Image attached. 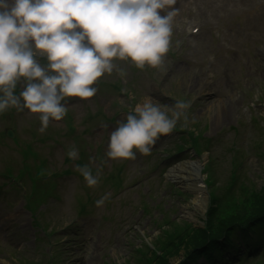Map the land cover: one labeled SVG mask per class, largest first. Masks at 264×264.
<instances>
[{
  "label": "rangeland",
  "instance_id": "obj_1",
  "mask_svg": "<svg viewBox=\"0 0 264 264\" xmlns=\"http://www.w3.org/2000/svg\"><path fill=\"white\" fill-rule=\"evenodd\" d=\"M237 2L177 0L173 44L162 67L141 70L118 62L126 71L124 77L113 72L98 78L104 87H96L86 102L66 98L65 106L73 107L70 114L83 139L68 140L62 122L49 123L41 133L40 122L29 111L0 115V264H115L114 253L121 264H205L199 256L202 251L192 255L202 243L201 230L211 236L264 206V1L249 7ZM179 99L190 102V123L182 126L178 121L174 129L179 132L165 139L163 146L175 151L183 145L186 151L179 165L198 164L202 208H193V194L169 180L170 169L155 171L147 162L127 171L125 191L111 192L105 209L95 207L94 220L76 217V212L91 207V199L74 200L61 182L56 187L60 178L53 170L35 165L36 161L14 168L24 148L2 136L6 129L13 130L20 144L36 147L38 159L45 157L51 167L59 168L63 157L56 149L57 140L65 143V139V144L91 159L100 151L106 157V137L98 134L104 129L99 112L120 119L145 101L171 107ZM221 100L222 106H231L224 119L208 109ZM187 132L196 136L195 153L177 139L187 137ZM204 139L211 140L208 149ZM68 166L75 167L73 161ZM9 169L10 177L24 176L21 181L12 179L16 185L20 181L18 191L4 178ZM40 190H55L54 197L46 198ZM29 192L33 206L43 202L39 209L28 207ZM38 220L45 237L36 229ZM253 257L255 261L245 264H264L259 251Z\"/></svg>",
  "mask_w": 264,
  "mask_h": 264
},
{
  "label": "clouds",
  "instance_id": "obj_2",
  "mask_svg": "<svg viewBox=\"0 0 264 264\" xmlns=\"http://www.w3.org/2000/svg\"><path fill=\"white\" fill-rule=\"evenodd\" d=\"M177 0H0V115L9 109L39 114L43 133L50 121H61L66 98L93 97L98 78L137 69L159 68L173 44ZM179 46L180 41H176ZM190 102L171 107L151 100L137 104L108 133L110 160L149 155L178 121L190 123ZM135 150V151H134ZM67 157L78 151L70 146ZM86 185L95 187L100 170L78 166ZM108 195L95 201L104 205ZM148 243H151L149 240ZM115 264H121L113 254Z\"/></svg>",
  "mask_w": 264,
  "mask_h": 264
},
{
  "label": "trees",
  "instance_id": "obj_3",
  "mask_svg": "<svg viewBox=\"0 0 264 264\" xmlns=\"http://www.w3.org/2000/svg\"><path fill=\"white\" fill-rule=\"evenodd\" d=\"M259 207L246 218L243 217L225 224L219 232L211 236L206 237V232L201 230L202 232L198 236L201 237L200 241L202 243L195 248L192 255L202 251L199 256L205 258L207 264H219L220 262H224L223 257L221 255L215 256L214 253L219 249V242L227 236L239 232L240 239H242L241 241L244 244L245 242H247L246 244L252 242V238H255L258 242L264 240V206ZM235 230L236 232H233ZM228 243H230L229 240ZM250 249L248 248V252H250Z\"/></svg>",
  "mask_w": 264,
  "mask_h": 264
},
{
  "label": "bare ground",
  "instance_id": "obj_4",
  "mask_svg": "<svg viewBox=\"0 0 264 264\" xmlns=\"http://www.w3.org/2000/svg\"><path fill=\"white\" fill-rule=\"evenodd\" d=\"M259 0H239L237 3H234L238 6L249 7L254 4H257ZM223 101H217L215 105L210 106L208 109L212 111H217L220 114V119H224L229 116L231 112V106L225 105L222 106ZM169 180L176 182L184 190L190 191L193 194L192 206L193 208H202L203 207V189L199 185V170L197 163H183L171 169L170 173L167 176ZM187 216H189L187 212Z\"/></svg>",
  "mask_w": 264,
  "mask_h": 264
}]
</instances>
